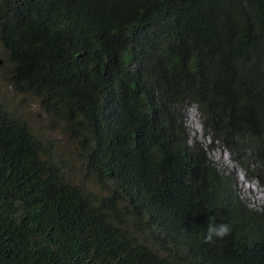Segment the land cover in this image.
Returning <instances> with one entry per match:
<instances>
[{
    "label": "trees",
    "instance_id": "obj_1",
    "mask_svg": "<svg viewBox=\"0 0 264 264\" xmlns=\"http://www.w3.org/2000/svg\"><path fill=\"white\" fill-rule=\"evenodd\" d=\"M0 46L85 164L0 100V264H264V211L184 121L264 186V0H0Z\"/></svg>",
    "mask_w": 264,
    "mask_h": 264
},
{
    "label": "rangeland",
    "instance_id": "obj_2",
    "mask_svg": "<svg viewBox=\"0 0 264 264\" xmlns=\"http://www.w3.org/2000/svg\"><path fill=\"white\" fill-rule=\"evenodd\" d=\"M0 46V100L29 125L34 134L48 151L70 168H80L84 164L81 131L77 127L68 128L59 117L47 115L37 100L30 95L15 93L8 83L10 65L1 56ZM186 131L193 142H208L201 136L198 114L193 108L184 110ZM207 157L221 171L234 174L237 194L248 206L264 211V186L254 179H248L240 168L232 163L223 149L208 151ZM90 183V179H86Z\"/></svg>",
    "mask_w": 264,
    "mask_h": 264
},
{
    "label": "clouds",
    "instance_id": "obj_3",
    "mask_svg": "<svg viewBox=\"0 0 264 264\" xmlns=\"http://www.w3.org/2000/svg\"><path fill=\"white\" fill-rule=\"evenodd\" d=\"M186 108H193V109H195L196 110V112H197V114H198V123H199V126H200V128H201V136H202V138L204 139V140H207L208 142L206 143V142H202V141H200V140H198L202 145H203V147H204V149H205V151L208 153V151H211V150H209V144L211 143L210 142V138L209 137H204L203 136V134H202V126H201V124H200V121H199V113H198V111H197V109H196V107L195 106H188V107H186ZM185 108V109H186ZM184 109V110H185ZM184 121H185V117H184ZM186 125V124H185ZM191 143H193V141L192 140H190V138H189V144H191ZM218 149H221V148H218ZM225 151V150H224ZM226 152V151H225ZM227 153V152H226ZM228 154V153H227ZM229 156V155H228ZM229 231H230V229H229V226L228 225H226V224H220V225H214L213 223H209V225H208V227H207V235L205 236V238H204V242L205 243H212V242H214L213 241V238L214 237H216V238H219V239H223L225 236H227L228 235V233H229Z\"/></svg>",
    "mask_w": 264,
    "mask_h": 264
}]
</instances>
